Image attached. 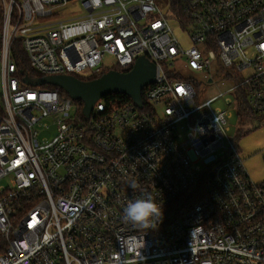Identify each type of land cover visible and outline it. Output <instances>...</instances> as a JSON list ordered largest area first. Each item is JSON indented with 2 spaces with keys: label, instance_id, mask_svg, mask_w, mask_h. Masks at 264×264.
<instances>
[{
  "label": "built area",
  "instance_id": "obj_1",
  "mask_svg": "<svg viewBox=\"0 0 264 264\" xmlns=\"http://www.w3.org/2000/svg\"><path fill=\"white\" fill-rule=\"evenodd\" d=\"M172 23L190 27L188 47ZM19 53L38 77L85 80L139 56L155 76L141 107L98 99L86 117L26 84ZM222 70L264 114V0H0V264H264V179H250L227 110L212 107L221 93L196 101L194 74ZM43 118L50 139L38 138ZM146 196L164 212L154 230L123 219Z\"/></svg>",
  "mask_w": 264,
  "mask_h": 264
},
{
  "label": "rangeland",
  "instance_id": "obj_2",
  "mask_svg": "<svg viewBox=\"0 0 264 264\" xmlns=\"http://www.w3.org/2000/svg\"><path fill=\"white\" fill-rule=\"evenodd\" d=\"M81 8L76 5L70 10H66L61 13V16L80 12ZM174 35L179 40L183 47L190 45L188 39L189 26H181L177 23L171 24ZM171 69H177L182 77H189L191 72L188 68H184L180 65H168ZM212 69L215 66L212 64ZM194 81L196 83V101L203 102L217 96L211 102L213 108H222L227 110V136L230 138L232 144L235 146L236 151L240 154L243 160V166L249 175L250 179L254 182H260L264 179V120L260 119L259 115L249 114L243 111L238 114L235 104L227 106L226 98H232L233 92L230 88L237 82V77L234 74H230L225 77L224 71H219L213 75L212 82H207L208 78L203 77L202 74L195 73ZM102 100V98H101ZM74 107L71 108L70 120H75ZM47 125V127H46ZM55 123L51 118H43L40 123L35 126L39 139H50L55 133ZM223 153L222 149H218L197 162L200 165H210ZM1 184H6L3 180Z\"/></svg>",
  "mask_w": 264,
  "mask_h": 264
},
{
  "label": "water",
  "instance_id": "obj_3",
  "mask_svg": "<svg viewBox=\"0 0 264 264\" xmlns=\"http://www.w3.org/2000/svg\"><path fill=\"white\" fill-rule=\"evenodd\" d=\"M154 76V64L144 56H139L127 71L111 69L91 79L50 75L34 78L24 76L23 81L31 86L49 84L62 89L71 99L82 102L81 112L87 117L98 99L114 93L125 94L141 107V91L154 81Z\"/></svg>",
  "mask_w": 264,
  "mask_h": 264
},
{
  "label": "trees",
  "instance_id": "obj_4",
  "mask_svg": "<svg viewBox=\"0 0 264 264\" xmlns=\"http://www.w3.org/2000/svg\"><path fill=\"white\" fill-rule=\"evenodd\" d=\"M15 58H16L19 70L26 72L28 75H30L32 77H38L39 76L38 73H36L35 71H33L32 69H30L28 67L26 59H25L24 55H22V53H21V56L19 53V57H15ZM119 70L120 71H127V69H119ZM91 78H94V77H89L86 79H91ZM41 87L42 88L56 89L61 97L68 96L62 89H60L54 85L43 84V85H41ZM233 97H234L235 106H236V109H237L239 115L243 111H246L249 114H253L247 109V103H246V98H245L243 89H239L238 91H235ZM102 100L106 101L107 103H112V102L113 103H122V102L130 101V98L127 97L125 94L114 93V94H109V95L103 97ZM73 104L77 108V115H81L82 102L80 100H73ZM259 117H260V119H258V120H262V121L264 120V114H260ZM203 177L204 176L199 177L198 182L196 184V188H194V189L192 188L193 190L190 189L189 190L190 192L188 191V193L186 195V199H189V200L195 199L200 195V193L198 195H196L195 193H196L197 189H200V187L202 185Z\"/></svg>",
  "mask_w": 264,
  "mask_h": 264
},
{
  "label": "clouds",
  "instance_id": "obj_5",
  "mask_svg": "<svg viewBox=\"0 0 264 264\" xmlns=\"http://www.w3.org/2000/svg\"><path fill=\"white\" fill-rule=\"evenodd\" d=\"M135 189L136 184H131ZM164 212L161 205H157L151 196L129 202L124 208L123 219L139 229H156L162 223Z\"/></svg>",
  "mask_w": 264,
  "mask_h": 264
}]
</instances>
